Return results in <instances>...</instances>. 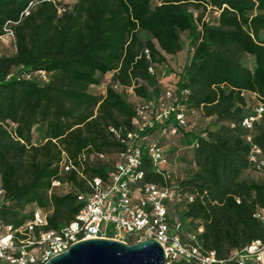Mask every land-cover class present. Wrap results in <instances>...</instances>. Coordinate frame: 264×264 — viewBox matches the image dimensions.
I'll return each instance as SVG.
<instances>
[{
	"label": "trees",
	"instance_id": "trees-1",
	"mask_svg": "<svg viewBox=\"0 0 264 264\" xmlns=\"http://www.w3.org/2000/svg\"><path fill=\"white\" fill-rule=\"evenodd\" d=\"M207 8L216 12L213 23L202 18ZM8 30L12 50L0 52L2 223L18 226L36 208L46 215L43 229L73 217L76 191L103 177L121 148L108 128H131L135 102L112 85L156 98V66L163 53L181 50L184 35L189 57L174 86L187 90L188 110L213 122L193 136L189 165L170 176L191 196L177 213L182 232H192L218 264H235L230 251L264 242L253 216L264 207V176L248 161L251 146L264 156V111L249 128L241 124L264 105V0H0V40ZM37 70L46 80L18 75ZM106 74L104 93L89 91ZM62 153L77 171L59 169ZM141 168L145 181L164 184L145 156ZM249 171L256 177L243 176ZM53 179L69 190L49 193Z\"/></svg>",
	"mask_w": 264,
	"mask_h": 264
},
{
	"label": "built area",
	"instance_id": "built-area-1",
	"mask_svg": "<svg viewBox=\"0 0 264 264\" xmlns=\"http://www.w3.org/2000/svg\"><path fill=\"white\" fill-rule=\"evenodd\" d=\"M7 31L2 37H11ZM1 37V39H2ZM146 52V50H145ZM152 73V67H148ZM38 80H46L43 70L18 74ZM174 83H166L156 98L141 99L134 97L135 112L130 119L131 128L109 127V131L121 144L112 168L103 177L87 178L86 191H76L75 198L79 207L73 217L57 229H43L46 225L44 211L36 208L29 219L18 226L0 221V264H42L49 257L61 253L76 241L87 238H110L125 243L153 238L164 253L162 264H173L176 260L194 264H218L213 251L203 252L192 232L183 231L181 220L172 206L180 205L191 196L180 193L170 176L173 170L166 157L163 145L165 139L188 125L187 114L193 110L186 108V89L177 91ZM116 90L131 87L112 85ZM264 105L253 108L254 115L244 118L243 126L249 128L254 119L260 117ZM249 139L248 137H246ZM195 146L192 141L190 147ZM99 156H101L99 154ZM147 157L153 170L158 173L164 184L144 180L141 168L143 157ZM248 161L253 171L264 176V156L256 146H251ZM59 169L77 171L72 162L62 153ZM166 179L169 182L166 183ZM59 193L69 190L66 182L53 179L50 190ZM5 191L0 183V205L6 204ZM253 216L264 225V207L257 208ZM196 231H201L198 226ZM264 242L253 240L239 250L230 251L228 258L235 264H263Z\"/></svg>",
	"mask_w": 264,
	"mask_h": 264
},
{
	"label": "rangeland",
	"instance_id": "rangeland-1",
	"mask_svg": "<svg viewBox=\"0 0 264 264\" xmlns=\"http://www.w3.org/2000/svg\"><path fill=\"white\" fill-rule=\"evenodd\" d=\"M63 4H69L73 0H60ZM216 12L211 9H206L203 12V20L208 23H213L215 20ZM182 48L174 55H167L163 53L164 62L156 66L157 79L161 84V87L166 83H173L176 79L177 73L181 70L184 63L189 57V49L187 39L184 35L181 36ZM12 50L11 38L2 37L0 40V52H10ZM110 78V74H106L102 77L101 82L96 86H90L89 91L93 93H104V88L107 85ZM126 99L129 101L134 100V96L129 89H126L124 93ZM188 125L182 129L174 130L167 139L164 140L163 145L166 149V157L170 163V167L173 169L174 177L180 174L181 170L186 168L191 160V147L193 136L203 132V129L210 126L213 122L212 117H203L197 112L187 114ZM243 176L255 178L254 172H244ZM180 206H172V210L178 213ZM181 218V215L178 216ZM181 220V219H180Z\"/></svg>",
	"mask_w": 264,
	"mask_h": 264
},
{
	"label": "water",
	"instance_id": "water-1",
	"mask_svg": "<svg viewBox=\"0 0 264 264\" xmlns=\"http://www.w3.org/2000/svg\"><path fill=\"white\" fill-rule=\"evenodd\" d=\"M163 260V250L153 238L125 243L96 237L76 241L42 264H162ZM262 260L264 264V249Z\"/></svg>",
	"mask_w": 264,
	"mask_h": 264
}]
</instances>
